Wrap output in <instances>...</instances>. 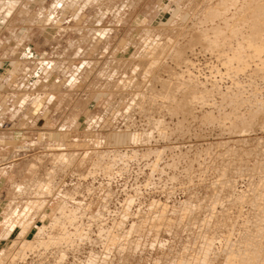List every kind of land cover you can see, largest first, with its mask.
<instances>
[{"label":"rangeland","instance_id":"1","mask_svg":"<svg viewBox=\"0 0 264 264\" xmlns=\"http://www.w3.org/2000/svg\"><path fill=\"white\" fill-rule=\"evenodd\" d=\"M7 2L0 264H264V0Z\"/></svg>","mask_w":264,"mask_h":264},{"label":"bare ground","instance_id":"2","mask_svg":"<svg viewBox=\"0 0 264 264\" xmlns=\"http://www.w3.org/2000/svg\"><path fill=\"white\" fill-rule=\"evenodd\" d=\"M2 5H4V6H8V2H7V0H1V2H0ZM224 6V5H223ZM223 6H222V8H223ZM249 7V5L247 6V8ZM256 8V7H255ZM2 9V8H1ZM4 9V8H3ZM220 9V8H219ZM218 10V9H217ZM213 11V10H212ZM211 11V14H210V17L212 16V18L214 17H217L218 15H220L221 14V12H220V10H218V11H213L212 12ZM79 14V13H78ZM208 14V15H209ZM207 15V16H208ZM217 15V16H216ZM253 16H252V20H253V22H255L256 23V25L258 24V27H253V29H255V30H257V31H255L256 33H257V35L255 36V35H251V38H257V37H259L258 35H259V32L262 30V29H264V20L262 19V20H260V17H262L263 15H264V4H262V5H260V6H258L257 7V9H256V11L255 12H253V14H252ZM212 18H211V20H212ZM211 20H208V21H211ZM212 22H213V20H212ZM206 23V22H205ZM211 24H213V23H211ZM256 25H254V26H256ZM210 30H211V32H212V38H214L213 39V41H208V40H206L205 38H204V40H205V42H207V46H209V47H215L216 45H220L221 44V41H222V37H223V29H222V27H220V26H211V28H210ZM239 33V32H238ZM237 33V34H238ZM102 36V35H101ZM207 38V37H206ZM264 44H260L259 45V48L256 50V53H260L261 52V50L263 49L262 48V46H263ZM251 50V49H250ZM252 51H255V50H253L252 49ZM240 55H241V52H239V53H237V58H239L240 57ZM196 103V102H195ZM182 109V108H181ZM185 112V111H184ZM190 112V111H189ZM47 195V194H46ZM43 200H45V199H43ZM155 204V203H154ZM35 206H37V205H35ZM65 206V205H64ZM39 207V206H38ZM41 208V207H40ZM67 208V207H66ZM65 208V209H66ZM166 208V207H165ZM58 209H60L59 211H60V215L61 216H63L64 217V210H63V207L62 208H58ZM28 210V209H27ZM26 210V211H27ZM36 211V210H35ZM58 211V212H59ZM70 212V211H69ZM67 215H68V213H67ZM70 216V215H69ZM42 218V217H41ZM64 218H66V216L64 217ZM69 218V217H68ZM43 219V218H42ZM41 219V220H42ZM53 220V221H52ZM51 221L52 222H54V219H52ZM53 224V223H52ZM54 225V224H53ZM113 242V241H112ZM112 242H111V244H112ZM115 244V243H114ZM46 246V245H45ZM115 246V245H114ZM253 251V250H252ZM251 252V251H250ZM255 252V251H254ZM257 252V251H256ZM260 253V252H259ZM250 254V253H249ZM251 254H252V252H251ZM254 254V253H253ZM232 255V254H231ZM245 255V254H244ZM245 258V257H244ZM258 258V257H257ZM263 259V258H262ZM253 260H255V256L254 255H251L250 257H249V261H252V262H254ZM244 262H245V260H243ZM247 261V260H246ZM257 261V260H256ZM255 261V262H256ZM254 262V264H256ZM257 262H259V261H257ZM251 263V262H250ZM249 263V264H250ZM260 263H261V260H260Z\"/></svg>","mask_w":264,"mask_h":264}]
</instances>
